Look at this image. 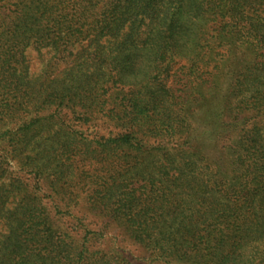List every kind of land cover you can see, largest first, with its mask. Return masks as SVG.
Here are the masks:
<instances>
[{
  "label": "rangeland",
  "instance_id": "rangeland-1",
  "mask_svg": "<svg viewBox=\"0 0 264 264\" xmlns=\"http://www.w3.org/2000/svg\"><path fill=\"white\" fill-rule=\"evenodd\" d=\"M183 1L184 16L197 8L198 0ZM153 23L154 15L140 16L127 24L115 44L102 41L107 52L121 51L116 67L127 78V84H105L108 91L101 89L103 76L95 70L107 56L96 58L92 47L71 64H92L87 76L79 77L76 70H65L74 56L65 63L50 47L26 49L30 76L41 93L14 105L0 122V243L8 232L10 212L21 205L35 206L36 214L44 216L55 233L73 248L85 244L87 256H103V264H195L159 256L152 246L142 244L127 225L94 207V190L116 183L120 193L134 188L139 196L143 190H155V183L165 188L158 191L164 197L169 194L166 185L188 162L197 167L198 182L225 184L223 175L212 177V173L236 168L252 132L259 138L258 148L264 150V71L246 69L248 52L239 47L233 56L237 48L224 39L228 30L213 23L192 27L189 33L185 29L178 53L167 52L164 58L147 39ZM201 30L206 33L200 36ZM157 39L163 46L164 36ZM76 78L84 83L78 90L86 96L81 102L39 99L51 95L62 81ZM148 79L162 84V90L155 89L150 96L144 85ZM130 99L140 104L136 110L140 116L131 124L132 115L123 120L116 112L123 103L131 106ZM30 120L37 122L31 121L28 135L19 140V125ZM127 133L135 134L138 148L109 144L110 138ZM195 137L204 141L199 144ZM219 196L212 194L207 201L220 210L224 201ZM207 214L205 209L198 213L201 223L194 230L205 233L207 224L209 230L221 227L217 219L205 221ZM252 216L257 218L258 213ZM255 223L243 233L245 241L228 264H264V215ZM236 238L230 237L224 253Z\"/></svg>",
  "mask_w": 264,
  "mask_h": 264
},
{
  "label": "trees",
  "instance_id": "trees-1",
  "mask_svg": "<svg viewBox=\"0 0 264 264\" xmlns=\"http://www.w3.org/2000/svg\"><path fill=\"white\" fill-rule=\"evenodd\" d=\"M183 3V0H0V122L14 105H23L32 100V95L41 93L29 73L26 49L31 45L37 49L52 48L55 57L65 63L74 56L65 70L67 67L76 70V77L87 76L92 64H71L79 53L83 56L86 54L83 50L92 47L96 58L107 56L95 67L103 76L101 89L108 91L107 83L127 84V78L120 75L122 70L116 67L121 51L107 52L102 41L113 40L115 44L129 22L146 14L154 15V26L147 39L164 58L167 52L176 53L192 27L213 23L228 30L224 39L237 48L233 56L238 54L239 47L248 52L246 69L264 71V61L257 60L264 57V0H198L197 10L186 16ZM161 22L165 25L159 28ZM205 33L206 30H201L200 36ZM161 35L165 38L163 46L157 39ZM204 39L201 37L202 41ZM144 85L150 96L155 89L156 92L162 90V84L150 79ZM83 86L77 78L72 82L64 80L48 98L39 99L57 104L81 102L86 96L78 90ZM50 98L52 100H47ZM130 104H121L116 112L123 120L125 115H132L131 124L140 116L136 111L140 104L137 99H130ZM31 121L37 122L30 120L19 125L16 131L22 135L19 140L28 135ZM254 132L244 144L246 152L235 161L236 168L230 173L219 174V170L212 173V177L223 175L225 184L198 182L197 167L188 162L184 169H178L177 176L172 175L171 185H166L169 194L165 193L164 197L159 196L158 191L165 188L155 183V190H143L139 196L134 188L120 193L116 183H106L94 190L96 196L92 204L107 211L115 222L127 225L137 240L152 246L159 256L195 264H228L245 241L243 233L248 227L257 226L255 219L260 221L264 215V150L258 148L259 138ZM134 135L127 133L108 142L135 149L138 142ZM193 140L199 144L204 141L198 137ZM142 147L140 145V150ZM199 153L194 152L200 156ZM212 194H220L224 201L220 210L207 201ZM143 195L151 196V200L143 199ZM1 209L2 198L0 213ZM202 209L208 212L205 221L217 219L221 224L217 231L209 230L210 224L205 226L208 229L205 233L194 230L201 223L198 213ZM254 213H258L257 218L252 216ZM7 227L8 232L0 243V264H103V256L96 259L87 256L90 251L85 244L82 248H73L62 234L55 233L46 218L36 214L35 206L16 207L9 214ZM230 237L237 238L224 253L222 249Z\"/></svg>",
  "mask_w": 264,
  "mask_h": 264
}]
</instances>
